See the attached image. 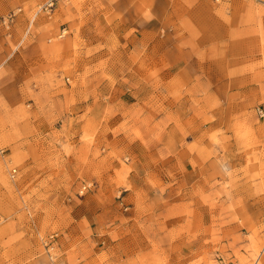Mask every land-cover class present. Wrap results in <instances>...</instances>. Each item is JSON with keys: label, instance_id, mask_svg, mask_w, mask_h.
Instances as JSON below:
<instances>
[{"label": "rangeland", "instance_id": "obj_1", "mask_svg": "<svg viewBox=\"0 0 264 264\" xmlns=\"http://www.w3.org/2000/svg\"><path fill=\"white\" fill-rule=\"evenodd\" d=\"M0 264H264V0H0Z\"/></svg>", "mask_w": 264, "mask_h": 264}, {"label": "crops", "instance_id": "obj_2", "mask_svg": "<svg viewBox=\"0 0 264 264\" xmlns=\"http://www.w3.org/2000/svg\"><path fill=\"white\" fill-rule=\"evenodd\" d=\"M157 1V3H159V0H156ZM194 10L196 11V7L194 8ZM156 14H158V13H156ZM193 16L191 15V18H192Z\"/></svg>", "mask_w": 264, "mask_h": 264}, {"label": "bare ground", "instance_id": "obj_3", "mask_svg": "<svg viewBox=\"0 0 264 264\" xmlns=\"http://www.w3.org/2000/svg\"><path fill=\"white\" fill-rule=\"evenodd\" d=\"M14 169V170H13ZM16 169L13 167V168H11V171L13 172V171H15Z\"/></svg>", "mask_w": 264, "mask_h": 264}, {"label": "built area", "instance_id": "obj_4", "mask_svg": "<svg viewBox=\"0 0 264 264\" xmlns=\"http://www.w3.org/2000/svg\"><path fill=\"white\" fill-rule=\"evenodd\" d=\"M261 113H263V112H261ZM14 170V169H13ZM14 172V171H13Z\"/></svg>", "mask_w": 264, "mask_h": 264}]
</instances>
